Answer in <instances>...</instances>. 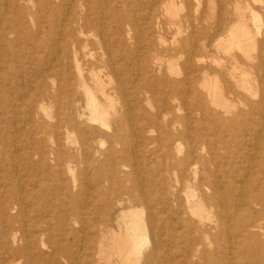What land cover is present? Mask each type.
I'll return each mask as SVG.
<instances>
[{"label": "rangeland", "instance_id": "rangeland-1", "mask_svg": "<svg viewBox=\"0 0 264 264\" xmlns=\"http://www.w3.org/2000/svg\"><path fill=\"white\" fill-rule=\"evenodd\" d=\"M89 1L95 3L88 11L91 21L100 25L103 21L112 29L109 42L117 73L110 75L111 83L109 77H102L107 89L116 88L111 92L119 116L110 120L111 129L82 123L77 114L70 119L66 109V77L75 73L70 67L76 53L72 42L67 46V37L59 39L69 0H0V264H101L102 232H123L127 217L122 213L128 210L141 213L147 230L139 264H164L155 253L168 251L169 247L162 248L164 226L177 216L163 182L168 179L173 191L180 186L181 175L172 169L180 155L171 136L188 129L185 147L187 140L204 133L193 125V101L185 106L174 83L189 70L183 68L184 57L171 59L162 51L172 50L175 39L188 35L189 22L199 27L202 16L215 24L222 5L225 18L234 23L235 0H173L177 14L166 10L169 0ZM84 8L79 10L86 13ZM178 24L181 34H176ZM108 29L89 31L86 56L79 52L86 60L101 58L103 70L108 55L99 41L108 36ZM221 53L211 47L208 55ZM193 63V69H215L211 56L196 57ZM53 64L54 70L47 72ZM193 69L197 85L202 73ZM162 76L169 82H162ZM193 116L200 118L198 113ZM80 122L82 127H76ZM212 138L220 141L218 136ZM199 153L207 155L205 150ZM219 163L223 170L227 162ZM243 170L247 177L240 178V185L255 178L246 173L248 163ZM210 210L215 219L216 210ZM209 244L204 254L188 261L187 243L179 239L175 264H264V252L256 246L240 247L234 261H220L219 250ZM198 248L202 251L203 246ZM117 252L116 264L128 263L119 260Z\"/></svg>", "mask_w": 264, "mask_h": 264}, {"label": "bare ground", "instance_id": "bare-ground-1", "mask_svg": "<svg viewBox=\"0 0 264 264\" xmlns=\"http://www.w3.org/2000/svg\"><path fill=\"white\" fill-rule=\"evenodd\" d=\"M76 1L69 0L70 9L66 13L62 38L59 39L65 41L67 37V46L72 42L76 53L70 67L74 68L75 73L70 71L71 74L66 77V109L70 112V119L77 114L83 120L82 123L93 122L111 129L110 120L119 116L111 92L116 88L107 89L109 85L106 88L102 77H109L108 82L111 83L110 75L117 73L109 42L112 29H108L103 21V25L91 21L92 15H89L88 11L93 10L95 3L82 0L77 5ZM253 1L260 5V9L252 5ZM234 3V23L231 24L225 18L223 5L215 24L207 22L208 17L206 20L201 16L198 19L200 26L194 27L187 18L191 27L188 35L180 40L175 39L177 44L172 50L162 51V56L168 54L171 59L172 56L184 57L183 68L189 70L184 78L174 83L175 86L179 85L177 90L185 106L187 101H193L190 106L193 125L196 130L204 133L203 136L197 135L192 140H187L185 147L183 141L188 136V129L184 128L171 136L180 155L175 159V167L172 169L180 170L181 175L177 179L180 186L173 191H170L168 179L165 181L163 178L167 200L172 198L173 211L177 216L174 221L164 226L166 232L162 231L165 242L161 245L163 249L169 247L168 251L155 253L158 259L162 258L164 264H175L178 253L174 248L179 239L187 243L188 254L185 259L188 261L199 256V252L204 254L207 243L215 244L221 255L220 261H234L239 258L237 251L240 247L250 249L256 246L264 252V0H235ZM83 6L87 9L86 13L85 10H79ZM165 8L177 14L173 0H169ZM178 25L176 34H181L183 30L181 25ZM120 26V30L124 32L122 21ZM105 29H108V36L99 41L101 48L106 52L104 54L108 55L105 61L108 66L103 70L101 63L104 61L101 58L86 60L81 58L79 52L86 56L88 40L85 35L89 31L99 32ZM211 47L222 52V55H208ZM89 54L92 55L91 52ZM207 56L212 57L215 69L192 68L196 57ZM89 57L91 58L90 55ZM155 64H158L157 60ZM85 68L88 73L84 72ZM191 69L202 73V80L197 85L192 80ZM53 70L54 64L47 72ZM169 80L168 77L162 76V82L167 83ZM185 84L188 87L186 89L183 88ZM46 97L54 101L58 99L52 94H46ZM194 113H198L200 118L195 119ZM82 123L75 126L80 128ZM212 136H218L220 141H213ZM244 148L249 153H246ZM199 149L205 150L207 155L198 154ZM223 161L227 163L223 166L224 169L220 170L219 162ZM245 163L249 165V172L246 173L251 172L255 178L240 185V178L244 179L246 176L243 170ZM214 164L216 169L211 167ZM210 209L216 210L215 219ZM138 214L141 213H136L135 210L122 213L124 218L127 217L121 225L123 232H102L99 243V257L103 259L101 264H116L113 258L116 251L119 260L139 264L141 245L147 236V230ZM210 223L212 224L209 225ZM213 229L216 231L214 234ZM238 238L240 242H237ZM106 242L109 244L106 245ZM200 245L203 246L202 251L198 248ZM150 257L151 255L148 260Z\"/></svg>", "mask_w": 264, "mask_h": 264}]
</instances>
